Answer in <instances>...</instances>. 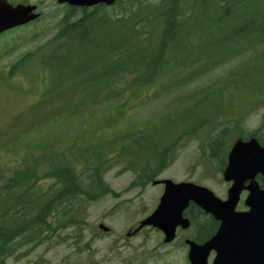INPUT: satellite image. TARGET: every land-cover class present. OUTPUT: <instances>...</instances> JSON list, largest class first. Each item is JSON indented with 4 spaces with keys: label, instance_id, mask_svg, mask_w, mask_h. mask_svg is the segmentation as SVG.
I'll return each mask as SVG.
<instances>
[{
    "label": "trees",
    "instance_id": "trees-1",
    "mask_svg": "<svg viewBox=\"0 0 264 264\" xmlns=\"http://www.w3.org/2000/svg\"><path fill=\"white\" fill-rule=\"evenodd\" d=\"M231 2L117 0L112 6L78 8L80 16L76 19H72L76 10L71 7L54 36H47L46 28L37 29L35 20L31 22L35 29L28 27L31 23L24 25L5 44L0 43V49H9L6 54L24 47L22 55L10 64L20 81L35 90V82L30 79L39 76L42 80V85L36 82L38 92L33 95L40 111L16 138H7L3 144L0 264H4L1 256L11 248L21 246L34 234L39 237L42 231L54 232L74 222L84 200L97 199L109 191L103 173L120 160L108 164L114 151L130 160L126 168L140 171L142 186L163 168L169 152L176 148L171 141L153 143L151 150L141 153V141L146 136L140 133L124 141L96 144H68L63 136L68 122L65 118L81 115L92 104L119 95L121 89L114 86L127 75L132 76L133 87L180 72L184 75L180 82L184 83L218 64L246 56L243 66L232 67L216 87L208 86L179 103L171 122L174 134L169 138L175 137L177 143L184 137L197 136L208 126L200 147L216 170L224 162L233 137L252 134L264 140V111L257 129L246 132L243 126L250 110L264 107V14L255 19L258 25L250 33L237 30L209 39L208 31L206 36L200 33L204 27L199 23H216L225 17ZM98 21L107 28L99 29ZM194 28L199 31L192 33ZM232 88H237L236 95ZM55 97L68 105L58 109L46 104ZM108 143L113 149L107 148ZM200 216L193 220L199 223L198 239L203 240L214 233L217 222L202 212Z\"/></svg>",
    "mask_w": 264,
    "mask_h": 264
},
{
    "label": "rangeland",
    "instance_id": "rangeland-1",
    "mask_svg": "<svg viewBox=\"0 0 264 264\" xmlns=\"http://www.w3.org/2000/svg\"><path fill=\"white\" fill-rule=\"evenodd\" d=\"M8 1L15 4L19 2L25 3L24 1L26 0ZM34 1H41V4L43 3L42 7L45 10L50 11L53 21H49L47 36L51 34L53 35L55 29L59 26V18L62 10L56 7L55 3L49 2V0ZM207 10L211 14L212 10L210 8ZM263 14L264 0H232L231 7L229 11L226 12L225 17H222L216 23H213L211 20H202L199 23L202 24V27H204L200 33L206 36L208 31V39L213 38L214 36H222L223 34H234L237 30H240L242 33H250L258 25V22L255 21V19ZM97 25L101 30H105L107 28V25L100 21H98ZM198 31L199 29L194 28L192 33H196ZM5 42L6 41L3 40V37L0 36L1 45L5 44ZM23 48V46L17 47L10 55L1 58L2 61L8 64L14 62ZM231 66L232 65L222 68L220 67L219 72L222 75H225L228 68ZM8 71V68L2 69V67H0V145L3 141L2 138L5 135L15 133L24 122L27 126V122L33 121L34 117L41 109L38 104H34V107H26L29 104L28 101H32L34 99L32 96L38 92L36 82L39 83V81L36 79H30L31 82H35V90H32L31 86L27 85L24 81H20L18 76L10 77ZM212 76L213 74L200 82L197 81L198 83L195 82L192 88H200L202 84L209 82ZM161 87L162 86H159V83L156 82L153 85L144 88L130 89L128 93L129 95L125 99L122 98L117 100L122 102L124 99V103L122 105L109 104L106 105V107L100 106L98 115H105L104 118H106L109 115L122 114L125 119L128 120V124L131 125H128L129 128L135 126L133 125L135 123L132 120H129L133 113L138 114V120H145L146 117H151L153 124H144L143 127H140L142 131H148L158 126V114L161 110L160 107L162 103L161 101H154L148 104L147 107L143 106L145 105L147 99H151L152 93ZM231 90L232 93L236 95L237 88H232ZM239 91L241 92L242 88H239ZM182 92H186L185 88L179 90L178 93L182 94ZM56 98L57 97L48 99L46 104L49 103L52 107L58 109H63L66 105H68L62 98ZM25 99L27 101H25ZM168 112H173V108L170 105L167 106L165 113ZM171 115L173 116L174 112ZM259 117L260 112L251 114V116L247 119V126L256 127L259 123ZM94 130L98 131L99 128L93 124L89 125L87 131L83 132V137L89 138V133ZM181 145L182 146L179 148L175 161L164 169L158 177H169L175 181H194L195 183L210 187L218 196L223 197L224 191L227 188V183L218 180V175L215 177L205 176L200 178V174H203V170L198 158V142L196 140H190L188 142H182ZM0 161H2L1 158ZM132 178V173L125 172V175H117L116 169H112L105 174V180L109 183L110 187L120 190L121 194L118 197L106 196L101 200L92 203L87 208L85 223L86 228L83 232L84 237L87 236L89 230H95L99 222L109 225L112 227L113 231H115L112 236L106 237L107 240H100L98 238L95 241L97 253L94 254L92 258L100 259L99 264H110L108 260L115 256V252L109 248L111 244L113 246H118L119 249L123 251V256L130 254L134 251V249L137 250L138 245H142L147 248L154 247V254L158 253L159 259L161 260L171 258L173 261H180L182 254L179 246L175 244L159 246L157 241L160 236L151 229H148L149 231L146 234L142 233L134 237L129 236V244L126 243L120 236L123 229L127 225H131L135 223L137 219L139 220L142 218L145 215H143L144 212L148 214L152 211L158 201V195L161 193L160 191L162 189L158 187V185L147 186L144 191H141L138 187L125 189L126 185L132 180ZM239 205H241V203H238L237 207ZM148 206L153 208L148 211ZM66 232L73 233V230L67 229L63 233ZM114 238H117L116 244L112 243ZM47 245L43 244L39 246L29 256L18 260L17 262L9 260L8 264H32V261L41 254H43L46 264H64L63 255L67 253L69 249L65 247L64 244L53 245L46 249ZM140 251H142L141 254H144L142 249ZM86 257H88V259L91 258L90 253L87 251L82 253V258L84 259Z\"/></svg>",
    "mask_w": 264,
    "mask_h": 264
},
{
    "label": "water",
    "instance_id": "water-1",
    "mask_svg": "<svg viewBox=\"0 0 264 264\" xmlns=\"http://www.w3.org/2000/svg\"><path fill=\"white\" fill-rule=\"evenodd\" d=\"M76 5H90L97 1L111 3L113 0H58ZM30 6L15 7L0 0V32L14 25L28 21ZM257 173L264 177V146L260 147L254 139L248 142L236 141L229 153V165L224 171L226 179H233L228 189V197L222 201L205 187L190 182L173 183L165 180V192L156 210L143 223L153 224L165 232V240L174 237L175 227L188 225L182 218V210L193 200L207 212L219 219L217 232L202 245L192 241L189 264H207L210 250L216 252L212 264H264V188L255 181ZM249 194L245 203L249 212H235L243 183Z\"/></svg>",
    "mask_w": 264,
    "mask_h": 264
}]
</instances>
